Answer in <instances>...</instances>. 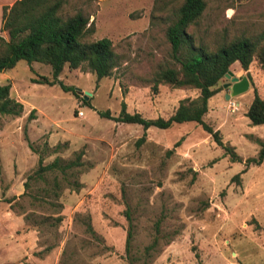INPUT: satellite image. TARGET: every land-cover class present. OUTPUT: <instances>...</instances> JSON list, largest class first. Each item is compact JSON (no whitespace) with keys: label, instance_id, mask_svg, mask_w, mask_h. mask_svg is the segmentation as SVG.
I'll list each match as a JSON object with an SVG mask.
<instances>
[{"label":"rangeland","instance_id":"obj_1","mask_svg":"<svg viewBox=\"0 0 264 264\" xmlns=\"http://www.w3.org/2000/svg\"><path fill=\"white\" fill-rule=\"evenodd\" d=\"M182 1L67 0L63 17L82 12L92 22L100 9L97 31L83 41L107 38L119 58L101 80L65 65L58 80L75 92L45 84L53 77L43 64L19 61L0 74L23 106L19 117L0 115V264H264V162L242 173L264 142V125L245 116L254 92L264 100L257 60L246 72L231 68L235 78L250 77L249 89L227 99L224 77L203 117L240 162L196 123L144 130L115 120L123 104L129 114L168 119L181 100L199 96L164 83L153 91L159 70L180 67L165 30ZM206 2L188 29L197 43L264 31V0ZM78 155L79 191L59 172L36 176L40 159L46 166Z\"/></svg>","mask_w":264,"mask_h":264},{"label":"trees","instance_id":"obj_2","mask_svg":"<svg viewBox=\"0 0 264 264\" xmlns=\"http://www.w3.org/2000/svg\"><path fill=\"white\" fill-rule=\"evenodd\" d=\"M66 3L67 0H18L11 7L3 8L1 32L7 35V39L0 36V74L13 69L19 61L28 65L43 64L51 68L53 77L52 82L44 78L45 84H58L66 92H75V89L66 88L58 80L65 65L70 70L85 69L94 74L97 80L112 75L119 64L112 42L107 38L84 42L87 36L94 34L95 24L90 22L89 15L82 12L63 17L62 8ZM206 8V0H183L174 12V19L166 28L165 34L173 59L180 67L159 70L154 76L153 86V91L162 83L173 88L197 89L199 96L193 100H181L168 119H145L140 114H129L123 104L115 120L140 125L144 130L151 127L166 130L173 124L196 123L231 156L232 162H240L233 148L223 144L219 131L206 124L203 117L208 112L209 100L219 92L217 84L231 71L233 65L238 64L246 72L251 63L257 60L264 69V31L258 34L241 32L231 38L225 33L213 47L197 43L188 29L200 24ZM247 78L250 77L247 75ZM22 110V104L10 98V85L0 86V115L19 117ZM98 114L103 118H110L109 112ZM245 116L252 126L264 125V100L257 92H254ZM144 141L145 136L138 140V144ZM257 143L260 146L258 158L247 160L242 173L247 171L250 163L261 165L264 162V142L258 140ZM82 166L80 155L67 162L55 159L46 166L42 165L40 159L36 176L43 179L47 172H59L68 187L79 191L81 184L77 180V174L78 168ZM238 178L239 174L233 180ZM54 183L58 186L56 179ZM88 229L92 232L90 227ZM130 238L129 233L128 243ZM155 246L156 242L147 251ZM130 264H134V260Z\"/></svg>","mask_w":264,"mask_h":264},{"label":"water","instance_id":"obj_3","mask_svg":"<svg viewBox=\"0 0 264 264\" xmlns=\"http://www.w3.org/2000/svg\"><path fill=\"white\" fill-rule=\"evenodd\" d=\"M225 78L230 81L224 85V88L230 89V94L226 96L227 99L241 95L249 89V81L246 77L241 79L235 78L230 71L225 75ZM85 99H87V97H85Z\"/></svg>","mask_w":264,"mask_h":264},{"label":"crops","instance_id":"obj_4","mask_svg":"<svg viewBox=\"0 0 264 264\" xmlns=\"http://www.w3.org/2000/svg\"><path fill=\"white\" fill-rule=\"evenodd\" d=\"M16 1H18V0H0V36L4 37L5 39H7L5 36L6 34L4 32H1L3 8L11 7ZM104 1L105 0H99L98 5L101 6V3ZM99 13H100V9L97 11V13L95 15H93V16L91 15V18H92L91 21H94L96 31H97L98 25H99V21L97 20ZM135 25H137V26L143 25V27H148L150 25V22H149V20H147L146 23L144 22L143 24L142 23L139 24L138 22H135Z\"/></svg>","mask_w":264,"mask_h":264},{"label":"built area","instance_id":"obj_5","mask_svg":"<svg viewBox=\"0 0 264 264\" xmlns=\"http://www.w3.org/2000/svg\"><path fill=\"white\" fill-rule=\"evenodd\" d=\"M79 115L83 116V113H82V112H80V113H79Z\"/></svg>","mask_w":264,"mask_h":264}]
</instances>
